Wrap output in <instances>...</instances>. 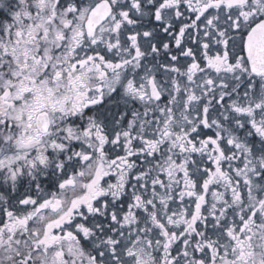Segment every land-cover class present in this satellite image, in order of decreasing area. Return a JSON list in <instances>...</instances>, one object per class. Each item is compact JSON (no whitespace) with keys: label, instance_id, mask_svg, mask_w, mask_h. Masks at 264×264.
I'll return each mask as SVG.
<instances>
[{"label":"snow or ice","instance_id":"6c2138e0","mask_svg":"<svg viewBox=\"0 0 264 264\" xmlns=\"http://www.w3.org/2000/svg\"><path fill=\"white\" fill-rule=\"evenodd\" d=\"M0 264H264V0H0Z\"/></svg>","mask_w":264,"mask_h":264}]
</instances>
